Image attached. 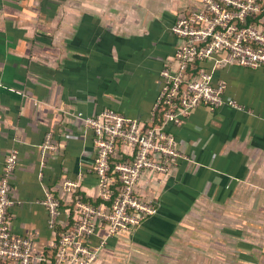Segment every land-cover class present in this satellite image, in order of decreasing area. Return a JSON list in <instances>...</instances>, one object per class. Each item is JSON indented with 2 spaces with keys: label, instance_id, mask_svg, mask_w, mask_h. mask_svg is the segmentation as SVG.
<instances>
[{
  "label": "crops",
  "instance_id": "crops-1",
  "mask_svg": "<svg viewBox=\"0 0 264 264\" xmlns=\"http://www.w3.org/2000/svg\"><path fill=\"white\" fill-rule=\"evenodd\" d=\"M201 7L202 0H0V179L18 150L11 228L30 237L35 252L54 258L79 198H101L95 134L75 114L112 108L145 127L153 122L162 70L175 67L182 43L171 26ZM225 55L204 65L245 109L200 105L168 124L187 157L168 174L143 172L137 191L156 202V214L109 237L93 264H264V68L216 61ZM50 131L57 147L44 153ZM67 180L78 186L66 190ZM47 190L61 201L57 230L42 203ZM106 234L101 224L88 243Z\"/></svg>",
  "mask_w": 264,
  "mask_h": 264
},
{
  "label": "built area",
  "instance_id": "built-area-1",
  "mask_svg": "<svg viewBox=\"0 0 264 264\" xmlns=\"http://www.w3.org/2000/svg\"><path fill=\"white\" fill-rule=\"evenodd\" d=\"M171 31L182 43L174 53L175 67L162 70L163 82L155 105V110L166 106L161 125L145 128L137 119L112 108L91 115L82 111L75 114L95 134L97 155L93 170L105 203L96 205L79 198L78 218L58 232L53 243L54 258L35 252L33 240L11 228L10 208L16 203L11 195V178L19 153L14 149L7 155L0 179V264H93L109 237L134 230L156 214V202L137 191L143 172L168 174L178 159L187 157L177 148L176 136L168 124H178L200 105L217 109L228 104L245 109L237 99L226 96V82L215 83L213 71L204 63L225 53L216 60L218 63L264 68V0H202V7L179 16ZM197 62L202 66L194 73ZM118 142L131 149L133 162L119 161L112 167L110 160ZM56 147L53 133L47 132L43 152ZM77 186L73 180L64 184L68 191ZM42 203L49 211V225L57 230L60 198L47 190ZM101 224H105L107 234L99 245H90L88 239Z\"/></svg>",
  "mask_w": 264,
  "mask_h": 264
},
{
  "label": "trees",
  "instance_id": "trees-1",
  "mask_svg": "<svg viewBox=\"0 0 264 264\" xmlns=\"http://www.w3.org/2000/svg\"><path fill=\"white\" fill-rule=\"evenodd\" d=\"M202 66L201 63L197 62L194 66L195 70H194V73H197L198 70L200 69V67ZM166 110V106L165 105H160L157 109H156V113H155V118L153 120V122L149 123L145 128H151V127H154V126H159L163 123L164 121V111ZM121 145L120 146V149H119V146L117 145V149H116V152L112 155L111 157V160H110V163L112 165V167L119 161H127V162H133L132 160H129V156H125L126 153L123 152V149H124V146H122L121 142H119ZM125 153V154H124ZM120 181H119V178H118V186L120 185ZM102 197L100 198V200L96 201L95 203H92V204H98L100 201H102ZM65 230L62 229L61 231ZM60 231V230H58Z\"/></svg>",
  "mask_w": 264,
  "mask_h": 264
}]
</instances>
